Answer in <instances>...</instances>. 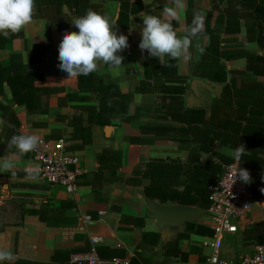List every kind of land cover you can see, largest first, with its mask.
I'll return each mask as SVG.
<instances>
[{
    "label": "crops",
    "instance_id": "crops-1",
    "mask_svg": "<svg viewBox=\"0 0 264 264\" xmlns=\"http://www.w3.org/2000/svg\"><path fill=\"white\" fill-rule=\"evenodd\" d=\"M141 3L142 9L130 16L129 27L116 29L117 35L128 37L129 47L118 53L124 57L122 65H102L96 71L104 83H114L120 92L132 93L127 111L132 120L123 122L112 118L110 125H106L110 127L107 133L106 126L91 125V142L82 149H71V145H78L81 140H71L72 128L67 121L79 113L76 107L97 105L98 96L90 92L76 93L71 99L64 97L67 92L78 90L77 78L67 79V74L61 73L35 83L60 88L48 98V113H28L23 105L13 106L20 123L19 134L35 133L45 140L54 131L61 132L66 151L76 159L68 168L75 172L78 183L75 182L76 189L69 194L62 186L44 182L39 173L30 176L28 170L37 168L34 158L14 155L5 140H0V157L15 160L12 171L0 172V248L13 253L10 260L0 264H74L70 255L86 252L91 236L101 239L97 253L105 261L124 257L129 264H174L176 261L203 264L208 253L204 242L210 235L190 234L188 238H179L187 223L165 229L149 211L147 199L163 204L179 203L162 202L147 195L151 178L144 176V172L148 165L166 168V172H156L154 188L167 194L185 189L184 172L176 182L168 170L172 161L184 166L192 165L193 158L217 162L214 151L231 157V151L241 144L247 154L253 149L258 157L264 158V48L258 46L255 29L244 18L247 12L239 1L184 0L181 20L173 21L178 35H183L191 25L194 11L203 13L204 31L192 41L191 58L176 60L167 56L155 59L147 50L142 52L139 48L143 14L160 15L167 0H142ZM102 4L106 14L117 19L118 2L104 0ZM46 26V19L33 18L19 32L21 36L0 50L1 64L7 65L12 53H21L26 58L25 42L29 46L41 43L51 44L52 50L58 48L64 33L52 27L51 40L47 41ZM201 48L203 54L199 51ZM244 53L254 56L252 65L259 72L247 68L249 61ZM153 59L162 66L174 64L171 75H162L149 65L145 68V63ZM223 75V80H215ZM174 85L184 87L185 92L177 95L171 91ZM10 99L7 93L3 101L10 103ZM81 114L86 127L88 114ZM5 125L11 127L0 118V133ZM215 134L223 138V143L218 138L214 149L204 150L209 136ZM243 135L248 137L244 142ZM103 148L120 151L121 166L102 167L99 173H94L99 171L95 155ZM202 154L211 159H204ZM135 167H139L137 174H133ZM256 174L264 178V171L258 170ZM159 175L166 176L163 182ZM252 202L251 214L245 219L248 225L264 220L254 210L256 204L264 205V199ZM85 215L90 220H84ZM188 223L209 227L207 215ZM243 229L227 238L224 249L228 255L235 256L249 247L242 244ZM174 244L182 250L190 245L196 248L188 254L186 262H181L166 254Z\"/></svg>",
    "mask_w": 264,
    "mask_h": 264
},
{
    "label": "trees",
    "instance_id": "trees-1",
    "mask_svg": "<svg viewBox=\"0 0 264 264\" xmlns=\"http://www.w3.org/2000/svg\"><path fill=\"white\" fill-rule=\"evenodd\" d=\"M102 1L104 0H35V12L33 18H43L47 20V26L45 30L46 40H51V28L56 27L59 32L65 34V32L78 31L71 22L75 17L82 16L88 9H92L101 14H106ZM119 4V13L116 19V29H125L130 25V16L139 12L142 9V0H114ZM241 7H243L247 15L244 18L249 25L255 29L256 42L260 48H264V0H238ZM65 8V9H64ZM107 15V14H106ZM190 26V25H189ZM21 36L17 33L11 35L8 38H4L0 35V50L4 49L8 43L13 39ZM51 48V44L33 43L31 46L25 42V50L27 51V57L25 58L21 53H12L9 56V62L7 65H2L0 62V118L3 119L6 124H11V127L5 125L0 133V140L4 139L6 145L13 135H19L18 128L20 123L13 110L14 105H23L28 113H48L49 104L48 98L51 94L60 91L58 87L36 85L38 81L45 79L44 74H37L27 71V65L40 61L46 52ZM247 55L249 63L247 68L259 72V68L252 65V55ZM58 48L52 50V62L57 73L66 74L58 67L60 61L58 59ZM156 59V57H155ZM148 65L157 69L162 75H171L174 70V64L167 66L159 65L156 60H150L149 63H145V68ZM225 75L215 80H223ZM76 92H67L64 97L69 99L75 98L76 93L86 94L94 92L97 94V105H80L76 107L79 109V113L73 114L67 121L68 125L72 128L70 134L71 140H81L78 145H71V149H82L86 144L91 142V125L106 126L110 125L112 118H120L123 122H129L133 119L131 115L127 113L129 105L132 101V93L120 92L118 86L114 83H104L96 72L87 76L81 75L77 77ZM171 91L177 95H182L185 92L184 87L174 85L171 87ZM7 93L10 94V103H5ZM82 112L88 114V126H83ZM64 120L65 117H57ZM228 129H232L228 127ZM55 134H51L49 138L45 140H59L62 138L60 131H54ZM59 133V134H56ZM217 135V136H216ZM220 140H219V139ZM247 136L243 135V142L247 140ZM219 140L220 144L223 143V138L218 134L208 139L207 146H203V149H214L215 141ZM239 147V146H237ZM66 149V147H65ZM9 150V149H8ZM15 153V148L9 150ZM218 161H205L202 162L199 158H193L192 165H182L178 161H172L168 167V170L178 181L180 174L184 172L185 189L183 192H169L167 194L159 193L154 184V176L156 172H166L164 166L148 165V169L144 172V176L151 178V184L146 188V193L150 198H158L162 202L179 203L185 205L196 206L204 210H208L210 207L209 201V189L208 187L214 184L223 171L224 165H228L233 162L234 158L231 156H225L218 154L214 151ZM28 158L33 157V152H29L23 155ZM96 160L100 168L106 167L111 169L119 168L121 166V152L111 148H103L96 155ZM255 162V164H253ZM239 165L249 170L252 177V182L249 184L251 198L253 201L264 199V192L260 189L264 188V179L256 174L258 170L264 171V158L257 156V152L253 149L249 154H245L239 160ZM157 169V170H156ZM114 170V169H113ZM139 172V167H135L133 174ZM159 179L163 182L165 175H159ZM75 182L78 183L77 177ZM190 234L197 235H211V229L200 223H187L185 231L178 235L179 238H188ZM241 241L243 246H253L258 244H264V220L255 221L249 224L241 231ZM196 246L190 245L187 250L180 249L174 244L169 251H166L168 256L173 259L186 262L188 254L194 251ZM73 263V262H72Z\"/></svg>",
    "mask_w": 264,
    "mask_h": 264
},
{
    "label": "clouds",
    "instance_id": "clouds-1",
    "mask_svg": "<svg viewBox=\"0 0 264 264\" xmlns=\"http://www.w3.org/2000/svg\"><path fill=\"white\" fill-rule=\"evenodd\" d=\"M184 6V0H167L160 15L143 14L139 43L142 52L147 50L149 56L159 60L165 56L173 60L191 58L192 41L204 31V15L194 11L191 25L183 35H178L173 21L181 20L180 13ZM34 9L35 0H0V35L8 38L19 33L31 23ZM71 24L78 31L65 32L58 46V67L67 74V79L87 76L102 65H122L124 57L118 53L129 47L128 37L117 35L115 19L88 9L84 15L75 17ZM199 51L203 54L204 50L201 48ZM41 142V137L35 133H22L13 135L7 148H15L14 155L23 156L36 151ZM246 152L245 146L241 144L231 151V155L238 162ZM14 168L15 160L12 157H0V172H10ZM28 172L30 176H35L38 169L32 167ZM237 178L245 184L252 182L250 172L244 168H236L233 183ZM260 191L264 192V188ZM12 256L10 250L0 248V261L10 260Z\"/></svg>",
    "mask_w": 264,
    "mask_h": 264
},
{
    "label": "built area",
    "instance_id": "built-area-1",
    "mask_svg": "<svg viewBox=\"0 0 264 264\" xmlns=\"http://www.w3.org/2000/svg\"><path fill=\"white\" fill-rule=\"evenodd\" d=\"M41 141L37 150L33 151L40 178L49 185L62 186L67 193L72 194L76 189L75 172L68 166L75 164L76 159L66 151L64 139ZM237 167L243 168L239 161L233 160L224 167L218 180L208 187L210 207L207 216L212 234L204 242L208 253L203 264H264V244L249 246L235 256L228 255V251L224 249L227 238L236 235L245 227V219L253 203L249 184L238 178L233 183ZM83 219L88 221L90 217L85 215ZM100 240L99 237L91 236L90 248L86 252L72 253L71 262L129 264V260L124 257H112L107 261L101 259L97 253V244ZM174 264L179 262L176 261Z\"/></svg>",
    "mask_w": 264,
    "mask_h": 264
},
{
    "label": "water",
    "instance_id": "water-1",
    "mask_svg": "<svg viewBox=\"0 0 264 264\" xmlns=\"http://www.w3.org/2000/svg\"><path fill=\"white\" fill-rule=\"evenodd\" d=\"M27 71L37 74H44L45 76L56 75L57 71L52 62V48H49V50L40 61L28 64ZM109 130V126H106L104 128L105 133L109 132ZM202 155L204 159H211V157L208 155ZM146 202L149 211L155 218L161 221L162 226L165 229H168L170 227H183L185 223L193 222L198 217L208 214L207 210L194 206L163 204L151 199H147Z\"/></svg>",
    "mask_w": 264,
    "mask_h": 264
},
{
    "label": "rangeland",
    "instance_id": "rangeland-1",
    "mask_svg": "<svg viewBox=\"0 0 264 264\" xmlns=\"http://www.w3.org/2000/svg\"><path fill=\"white\" fill-rule=\"evenodd\" d=\"M254 210L255 211H258L260 214H262V216H264V205H262V204H256L255 206H254ZM250 214H251V212H250ZM247 222H248V220H247ZM246 226H248V223H246ZM245 226V227H246ZM231 248H234L235 249V245L233 244V243H231ZM237 248H238V246H237ZM243 249V248H242ZM245 250V249H244ZM241 251V249L239 250V252Z\"/></svg>",
    "mask_w": 264,
    "mask_h": 264
}]
</instances>
